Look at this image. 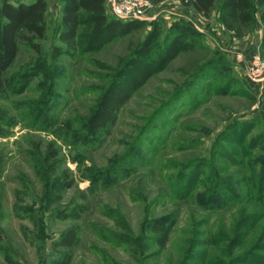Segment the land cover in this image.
<instances>
[{
	"label": "rangeland",
	"instance_id": "374dc122",
	"mask_svg": "<svg viewBox=\"0 0 264 264\" xmlns=\"http://www.w3.org/2000/svg\"><path fill=\"white\" fill-rule=\"evenodd\" d=\"M148 1L151 20L145 28L116 40L100 53L75 54L52 62L53 48L63 45L58 28L61 2L53 0L47 37L41 41L42 55L22 46L9 74L17 75L43 61L54 74L56 86L43 97L39 78L23 96L0 100V108L17 120L0 137V264H52L63 253L57 244L61 234L72 226L77 227L79 240L70 250V264H182L189 240L196 238L201 243L223 239L220 246L204 244L199 251L206 252L211 264H231L229 239L242 223L251 222L255 229L246 238L244 249L264 239V206L255 198L259 189L264 191V144L261 148L254 145L264 136V55L258 46L261 25L244 30L239 37L222 27L219 9L205 19L179 0L156 5ZM178 22L200 32L195 48L154 76L97 143L72 146L26 120V103L42 107L41 102H47L60 121L78 129L122 61L130 58L155 26L160 31V54L178 34L174 29ZM246 57H252L254 63H247ZM97 62L108 68L100 69ZM254 64L260 69L261 84L253 83L250 66ZM50 142L58 148L61 171H67L74 181L68 191L56 192L54 186L46 185L47 178L34 159L38 155H32L35 146L44 149ZM99 171L111 173L113 178L108 185L92 187L91 175ZM214 172L231 185L237 183L242 196L229 209L215 212L200 201L208 197L205 182ZM182 174L187 176L185 182ZM197 180L200 186L189 197L176 192L177 186ZM74 206L85 209L78 219L55 217L53 211ZM161 217H170L172 222L163 245L154 242L142 252L115 237H138L145 220ZM243 251L237 247L232 252L240 255ZM259 261V257L252 260Z\"/></svg>",
	"mask_w": 264,
	"mask_h": 264
},
{
	"label": "trees",
	"instance_id": "16d2710c",
	"mask_svg": "<svg viewBox=\"0 0 264 264\" xmlns=\"http://www.w3.org/2000/svg\"><path fill=\"white\" fill-rule=\"evenodd\" d=\"M167 0H151L156 5ZM180 3L205 19H210L215 10L219 9L220 24L228 31L239 37H243L244 30H254L258 23L261 25V41L259 51L264 55V0H179ZM53 0H35L31 4L18 2L13 4L10 0H2L0 3V100L9 96H23L31 87L32 83L42 78V88L45 95L56 86V78L45 62H38L31 68H25L19 74H9L19 57L22 46L32 49L38 55H42L43 41L48 33V17L51 13ZM61 18L59 23V41L63 44L53 48L51 61L57 62L62 57L72 58L75 54L90 55L100 53L116 40L127 37L147 26L143 20L123 21L112 16L107 8V0H60ZM219 5V6H218ZM219 7V8H218ZM174 29L178 34L172 39L162 52L158 54V39L160 37L159 27L155 26L151 35L133 51L127 61H122L118 70L113 71V76L102 94L97 98L91 115L84 120L78 129H73L68 121H60L54 115L53 109L41 102L42 107L33 103H26L27 114L25 115L33 127L49 132L57 139H62L69 145L95 144L108 134L117 123L121 110L134 98V96L157 74L163 72L175 61L180 54L195 48L196 38L200 32L193 26L185 23H175ZM100 69L108 67L97 62ZM211 68L217 70L220 67ZM209 66V67H210ZM222 70V69H220ZM225 71V70H224ZM44 80V81H43ZM49 84L48 88L46 87ZM17 125V120L9 116L8 112L0 108V137L8 133L5 127ZM264 144V136L254 145L261 148ZM32 155L39 163L42 172L47 178L46 185L54 186L56 192L72 189L74 181L71 180L67 171H61L62 160L58 148L53 142L48 143L44 149L35 146ZM226 156V154H225ZM229 156V155H227ZM115 171H113L114 174ZM235 177V176H234ZM231 177L229 179H232ZM92 187L100 184H110L111 173L99 171L98 175H91ZM239 182H243L237 176ZM236 178V180H237ZM50 179L52 181L50 182ZM181 179H187L182 174ZM228 179V181H229ZM238 181V180H237ZM200 182L177 186L176 192L183 197H189L192 192L199 188ZM205 196L201 204L208 210L229 209L236 201L241 200L239 186L231 185L223 181L218 173L214 172L207 178ZM259 189L255 195L256 200L264 206V191ZM209 194V195H208ZM204 197V195L202 196ZM83 206L74 208L57 209L55 217L61 220L78 219ZM246 222L240 225L235 235L229 239V250L227 256L231 264H264V239L257 240L249 250L244 249L249 235L255 232L253 223ZM170 217L153 218L145 220L141 226L138 237L131 235H117L115 237L128 246H133L138 251L146 252L151 248V243L164 244L171 230ZM245 228H244V227ZM251 230V231H250ZM262 236V235H261ZM264 236V233H263ZM264 238V237H263ZM79 235L76 226L64 231L57 244L63 249V253L52 264H70V250L78 243ZM223 239H216L201 243L196 239L189 240V248L182 264H211L208 262L206 252L199 251L200 246H220ZM231 243V244H230ZM233 243V245H232ZM239 247L245 251L235 255L232 251ZM253 250V251H252ZM255 250L262 252L256 255ZM259 257V263L252 260ZM214 264V262H212ZM215 264H218L215 263Z\"/></svg>",
	"mask_w": 264,
	"mask_h": 264
},
{
	"label": "built area",
	"instance_id": "2783aa9c",
	"mask_svg": "<svg viewBox=\"0 0 264 264\" xmlns=\"http://www.w3.org/2000/svg\"><path fill=\"white\" fill-rule=\"evenodd\" d=\"M107 8L112 16L126 22L134 20H151L148 15L151 9V3L148 0H107ZM255 67L258 66L256 64L250 66L251 77L256 82H263L259 74L260 69H256Z\"/></svg>",
	"mask_w": 264,
	"mask_h": 264
},
{
	"label": "crops",
	"instance_id": "0c3cea01",
	"mask_svg": "<svg viewBox=\"0 0 264 264\" xmlns=\"http://www.w3.org/2000/svg\"><path fill=\"white\" fill-rule=\"evenodd\" d=\"M1 1L2 0H0V3H1ZM30 1H35V0H30ZM260 41H261V36H260V38L258 39V46H259V44H260ZM252 54H256V52H253ZM252 54L250 55V56H252ZM249 56V57H250ZM246 60H247V63H249L250 61H252L253 63H254V60H252V57L251 58H248V57H246ZM243 64H245V62H243ZM246 66V65H245ZM264 74V73H263ZM253 83H255L256 84V81H253ZM260 84H261V82H260Z\"/></svg>",
	"mask_w": 264,
	"mask_h": 264
}]
</instances>
